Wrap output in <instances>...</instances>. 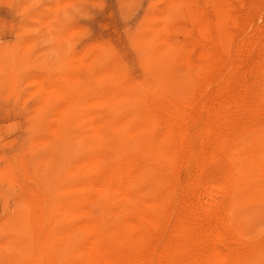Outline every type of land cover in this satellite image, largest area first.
Returning a JSON list of instances; mask_svg holds the SVG:
<instances>
[{"label": "rangeland", "instance_id": "374dc122", "mask_svg": "<svg viewBox=\"0 0 264 264\" xmlns=\"http://www.w3.org/2000/svg\"><path fill=\"white\" fill-rule=\"evenodd\" d=\"M88 226L264 264V0H0V264H84Z\"/></svg>", "mask_w": 264, "mask_h": 264}, {"label": "bare ground", "instance_id": "6f19581e", "mask_svg": "<svg viewBox=\"0 0 264 264\" xmlns=\"http://www.w3.org/2000/svg\"><path fill=\"white\" fill-rule=\"evenodd\" d=\"M218 2V1H217ZM167 4V3H166ZM221 12V11H220ZM223 13V12H222ZM194 20V19H193ZM214 25V24H213ZM193 55V54H192ZM195 114V113H194ZM187 121V120H186ZM153 127V126H152ZM95 128V127H94ZM87 130V129H86ZM140 130V129H139ZM166 130V129H165ZM97 132V131H96ZM244 165H242L241 170L242 172L238 174L239 177H242L244 179H249L251 176H255L256 175V169L255 167L251 166L252 163L249 161H246L245 163H243ZM142 213V212H141ZM144 214V213H143ZM146 214V213H145ZM144 218L147 220V222L149 221L148 215H145ZM148 229V228H147ZM88 232L89 237H90V241H89V246L86 249V256H85V261L84 264H116L119 260H117V256L115 259L112 254H110V251H108L107 249L103 248V245L101 244L100 240L98 238H95L94 235V231L96 230V228H94L93 226H88ZM117 240L129 247H135L136 244L140 245L141 247L147 246L144 245V238L143 235L140 233V228L138 226V224H135L133 222H128L124 227H123V234H120L117 236ZM209 242V241H208ZM148 243V242H147ZM118 245V244H117ZM215 245V244H214ZM126 247V246H125ZM124 248V247H123ZM127 248V247H126ZM142 250V248H139ZM144 250V249H143ZM218 250V249H217ZM240 251V250H239ZM211 252V251H210ZM214 252V251H213ZM219 252V250H218ZM224 252V251H223ZM123 253V252H122ZM220 253V252H219ZM218 253V254H219ZM214 254L216 253H212V255L214 256ZM115 255V254H114ZM125 255V254H124ZM219 256V255H218ZM223 256V255H221ZM225 256V255H224ZM217 257V256H216ZM253 257V256H252ZM215 258V257H214ZM214 258H212L213 260H215ZM219 258V260H218ZM216 258L218 262L215 261V264L222 262L220 264H227L226 259L224 260L223 258H220V256ZM120 259V258H119ZM117 260V262H116ZM223 260V261H220ZM232 260V259H231ZM121 261V260H120ZM212 261V260H210ZM122 262V261H121ZM195 262V261H194ZM193 262V263H194ZM230 262V261H229ZM123 263V262H122ZM192 263V264H193ZM210 263V262H209ZM118 264V263H117ZM124 264V263H123ZM196 264V263H195Z\"/></svg>", "mask_w": 264, "mask_h": 264}]
</instances>
